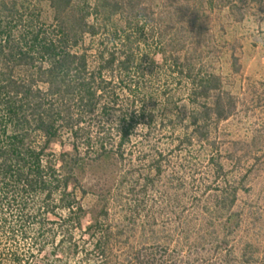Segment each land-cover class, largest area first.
<instances>
[{"label":"trees","instance_id":"16d2710c","mask_svg":"<svg viewBox=\"0 0 264 264\" xmlns=\"http://www.w3.org/2000/svg\"><path fill=\"white\" fill-rule=\"evenodd\" d=\"M43 1L0 0V229L9 231L10 243H32L27 254H14L13 264H30L38 254L46 261L48 249L51 264L80 252L112 264L114 240L123 228L137 230L147 213L145 197L163 175L162 156L146 172L126 160L134 140L149 143L168 129L180 134L178 150L216 151L214 130L236 115L237 99L213 63L226 47L215 35V15L227 10L242 22L245 4L47 0L48 20ZM230 52L239 75L235 45ZM210 162L215 179L223 177L221 161ZM205 189H217L215 209L228 213L223 231L233 233L238 188ZM89 195L98 210L83 204ZM113 201L122 210L116 229ZM150 210L148 227L156 222ZM140 259L134 264H143Z\"/></svg>","mask_w":264,"mask_h":264},{"label":"rangeland","instance_id":"374dc122","mask_svg":"<svg viewBox=\"0 0 264 264\" xmlns=\"http://www.w3.org/2000/svg\"><path fill=\"white\" fill-rule=\"evenodd\" d=\"M243 1L246 16L242 22H236L227 10L215 15V35L226 47L220 60L213 63L226 90L237 99V113L214 130L217 152L206 147L178 150L175 146L180 134L168 129L155 132L149 143L144 137L134 140L126 160L138 164L140 172L148 171L149 162L157 157L164 159L162 178L156 190L145 197V214L152 209L149 213L156 222L148 227L143 215L137 230L123 228L121 238L112 244V264H134L136 255L143 264H264V0ZM43 8L50 20L47 0ZM231 45L240 59L239 75L231 69ZM186 106V97H182L180 107L187 112ZM53 150L60 153L63 148L56 145ZM230 155H234L233 161ZM212 158L224 166L223 177L215 179ZM226 184L238 188L230 213L238 214L239 224L228 235L223 231L228 213H218L213 203L217 189L205 192L206 186L221 191ZM83 204L88 210L99 209L92 195L84 198ZM120 209L111 202L114 229L122 220ZM89 223L87 218L84 226ZM8 238L9 231L0 229V264H13L14 254H27L32 249L29 240L17 238L10 243ZM50 250L46 261L38 254L30 258V264H51ZM86 250L91 252L92 245ZM84 254L80 252L64 264H101L93 255L86 260Z\"/></svg>","mask_w":264,"mask_h":264}]
</instances>
